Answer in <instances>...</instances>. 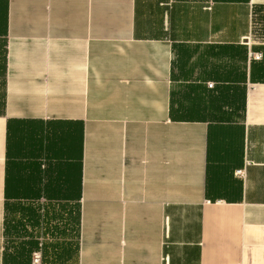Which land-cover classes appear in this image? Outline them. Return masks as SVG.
Masks as SVG:
<instances>
[{"label": "crops", "instance_id": "obj_1", "mask_svg": "<svg viewBox=\"0 0 264 264\" xmlns=\"http://www.w3.org/2000/svg\"><path fill=\"white\" fill-rule=\"evenodd\" d=\"M30 234L43 264H264V0H0V264Z\"/></svg>", "mask_w": 264, "mask_h": 264}, {"label": "trees", "instance_id": "obj_2", "mask_svg": "<svg viewBox=\"0 0 264 264\" xmlns=\"http://www.w3.org/2000/svg\"><path fill=\"white\" fill-rule=\"evenodd\" d=\"M26 215H28L29 218L33 219V223H32L33 226H39L40 221L43 222V217L41 218V216L38 215L36 210L32 207H27ZM39 243H40V241L37 240L34 235L30 234L29 239L25 243L26 247L21 245L18 248L17 257H16L17 263L23 264L27 260L28 254H30L32 251L40 248ZM42 249H43V241L41 242V250Z\"/></svg>", "mask_w": 264, "mask_h": 264}, {"label": "built area", "instance_id": "obj_3", "mask_svg": "<svg viewBox=\"0 0 264 264\" xmlns=\"http://www.w3.org/2000/svg\"><path fill=\"white\" fill-rule=\"evenodd\" d=\"M249 56L253 59H260L261 54L258 52H250ZM211 85V83H209ZM238 175H243V170L239 169L236 171ZM30 264H43V256L40 248L31 252V261Z\"/></svg>", "mask_w": 264, "mask_h": 264}]
</instances>
